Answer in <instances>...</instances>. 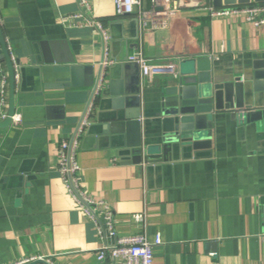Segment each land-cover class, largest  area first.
<instances>
[{
	"label": "crops",
	"instance_id": "obj_1",
	"mask_svg": "<svg viewBox=\"0 0 264 264\" xmlns=\"http://www.w3.org/2000/svg\"><path fill=\"white\" fill-rule=\"evenodd\" d=\"M87 1L86 16L98 29L71 19L80 11L78 0H0V28L21 70L14 94L20 121L0 129V264L32 258L117 264L98 261L102 244H114L115 237L97 233L100 217L85 211L58 172L59 145L72 138L89 99L87 83L103 60L105 82L75 137L86 197L110 209L117 236L145 234L152 241L160 234L153 264H264L263 130L239 125L222 112L215 116L210 157L198 152L192 158L190 151L166 162H130L138 136L147 146L155 143L159 90L181 62L199 60L225 82L240 78L245 104L253 96L264 99V92L251 95L247 77L254 62L264 60V26L255 28L241 18L212 19L206 13L211 0L184 9H174L172 0L171 11L158 15L142 0L149 13L142 19L116 16L113 0ZM234 6L243 5L222 8ZM41 44L52 45L51 64L37 62ZM138 50L150 64L173 71L143 80L127 61ZM68 56L93 73L71 75V65L61 62ZM121 74L127 88L141 84L140 135L131 121L111 122L118 97L104 88ZM2 75L7 70L0 61V84ZM135 214H144V229L133 221Z\"/></svg>",
	"mask_w": 264,
	"mask_h": 264
},
{
	"label": "water",
	"instance_id": "obj_2",
	"mask_svg": "<svg viewBox=\"0 0 264 264\" xmlns=\"http://www.w3.org/2000/svg\"><path fill=\"white\" fill-rule=\"evenodd\" d=\"M173 1L179 9H184L198 6L201 0ZM253 1L255 4L264 3V0ZM249 2V0H211L214 8H221L224 5H248ZM155 11L162 13L164 9L159 7ZM41 47L42 60L38 59L37 62L45 64L54 62V59L50 56L51 52L53 53L52 45L41 44ZM0 61L6 65L9 89L7 117L5 120L0 121V129H5L10 125L11 117L15 113L14 94L21 70L19 61L12 62L10 58L1 28ZM61 62L71 65V75L81 71L85 75L93 73V68L90 66L79 67L75 65L73 58L70 56L64 58ZM134 65L139 70V67L136 64ZM105 69L106 66H104L103 60L98 67L95 79L87 83V87H90L89 99L69 141L70 146L81 128L95 95L101 92V86L105 82V75L103 74ZM252 69L253 73L247 77L252 80L253 92L251 95H254L258 92H264V60L255 61ZM205 71L207 73H204ZM108 73L112 75L110 70ZM104 90H109L111 95L118 97L113 105L116 112L111 122L122 126L124 121H131L130 126L136 128L139 132L138 135H140L142 123L138 120L141 117V84L136 83L133 88L129 89L125 85L124 75L121 74L116 81H110L105 85ZM246 96L247 90L241 83L240 78L225 82L221 75L216 77L213 68L204 67L199 60L181 62L178 73L173 74L172 78L165 82L159 90L158 108L152 120L154 125L153 141L155 143L147 146L138 136V142L131 150L133 155L130 161L131 164L166 162L175 158L177 154L184 158L190 151L192 158H198V152L205 153L210 157L212 155L215 116L222 112H229L230 118L239 125H255L256 128L264 131V99L259 100L253 98V96L252 102L245 104ZM27 264L49 263L45 259H37Z\"/></svg>",
	"mask_w": 264,
	"mask_h": 264
},
{
	"label": "built area",
	"instance_id": "obj_3",
	"mask_svg": "<svg viewBox=\"0 0 264 264\" xmlns=\"http://www.w3.org/2000/svg\"><path fill=\"white\" fill-rule=\"evenodd\" d=\"M149 1L151 7L154 9L152 10L154 13L159 7L164 9V12L162 13L171 11L169 6L172 3V0ZM78 4L80 11L76 15H73L71 19L76 22L85 20L84 22L86 25L90 23L94 27L99 28L97 23L91 19H88L86 16V13L89 11L88 1L78 0ZM113 7L114 13L118 17L136 14L139 19H142L149 14L143 10L142 0H113ZM173 7L174 9H177L176 3ZM157 13L161 14L156 12L155 15H158ZM206 13L212 19L241 18L255 28L264 26V3L226 8H214L210 6L206 8ZM10 58L12 62L15 61L11 54ZM127 61L131 64H136L139 67L140 76L143 80H150L155 75H161L173 71V67L162 68L150 64L140 50L129 56ZM104 66H106V62H104ZM7 81V76L2 75L0 84V121L5 120L7 117ZM19 121V117H16L15 115L11 117V122ZM83 125L84 121L82 122L81 127ZM58 159V172L68 192L77 202L81 203L85 207L84 209L88 214L91 213L94 216L98 215V217H100V228L97 227V233L99 235H104V239L115 237L114 244H102L97 254L98 261L103 262L106 259H110L117 264H153V251L162 244L160 234L157 233L152 241L148 240L145 234L122 236L116 235L114 217L110 209L104 203H95L89 200L81 189V169L75 160V140L71 146L67 141H62L60 143L58 149ZM132 219L135 223L139 224L140 226L142 225L144 229V214H135L132 216ZM37 259H27L17 264H27Z\"/></svg>",
	"mask_w": 264,
	"mask_h": 264
}]
</instances>
